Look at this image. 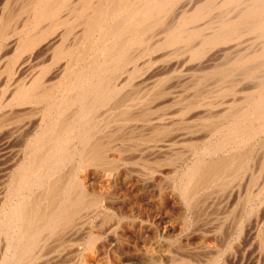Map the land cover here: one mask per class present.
Returning a JSON list of instances; mask_svg holds the SVG:
<instances>
[{
    "label": "bare ground",
    "instance_id": "1",
    "mask_svg": "<svg viewBox=\"0 0 264 264\" xmlns=\"http://www.w3.org/2000/svg\"><path fill=\"white\" fill-rule=\"evenodd\" d=\"M0 162V264H264V0H0Z\"/></svg>",
    "mask_w": 264,
    "mask_h": 264
},
{
    "label": "rangeland",
    "instance_id": "2",
    "mask_svg": "<svg viewBox=\"0 0 264 264\" xmlns=\"http://www.w3.org/2000/svg\"><path fill=\"white\" fill-rule=\"evenodd\" d=\"M1 163V162H0ZM264 224H263V226H262V228H261V232H260V238L263 240V244H264ZM247 231L245 230L244 231V240L246 241L247 240V236H248V232L246 233ZM246 242H248L249 243V241H246ZM249 245H251V244H249ZM248 245V246H249ZM253 245V244H252ZM251 245V246H252ZM250 246V248H253V249H249V251L248 250H246L245 251V255L244 256H242V255H237V257L236 258H232V259H230V261H229V264H249V262H250V264H256V258H254L255 257V255H254V252L253 251H255L254 250V248H255V245H253L252 247ZM235 247H238V246H235ZM249 248V247H248ZM249 252H252V253H249ZM249 255V256H248ZM240 257H242V259L240 258ZM244 257V258H243ZM251 258V259H250ZM234 259H235V261H234ZM238 259V260H237ZM239 259H240V261H239ZM247 259V260H246ZM245 262V263H244Z\"/></svg>",
    "mask_w": 264,
    "mask_h": 264
}]
</instances>
